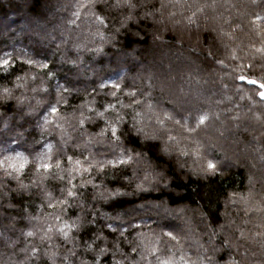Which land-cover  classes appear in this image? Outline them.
Here are the masks:
<instances>
[{
    "label": "clouds",
    "instance_id": "1",
    "mask_svg": "<svg viewBox=\"0 0 264 264\" xmlns=\"http://www.w3.org/2000/svg\"><path fill=\"white\" fill-rule=\"evenodd\" d=\"M0 264H264V0H27Z\"/></svg>",
    "mask_w": 264,
    "mask_h": 264
},
{
    "label": "trees",
    "instance_id": "2",
    "mask_svg": "<svg viewBox=\"0 0 264 264\" xmlns=\"http://www.w3.org/2000/svg\"><path fill=\"white\" fill-rule=\"evenodd\" d=\"M27 0H0V24L3 20H10L17 16L18 20L26 15ZM1 28V27H0ZM0 32H5L0 29Z\"/></svg>",
    "mask_w": 264,
    "mask_h": 264
},
{
    "label": "rangeland",
    "instance_id": "3",
    "mask_svg": "<svg viewBox=\"0 0 264 264\" xmlns=\"http://www.w3.org/2000/svg\"><path fill=\"white\" fill-rule=\"evenodd\" d=\"M16 18H18V17L15 16L13 19L9 18L10 20L4 19L3 22H2V24H0V27L2 28V30L3 31H7L8 28L12 27L13 25L18 24L19 23V20L16 19Z\"/></svg>",
    "mask_w": 264,
    "mask_h": 264
}]
</instances>
